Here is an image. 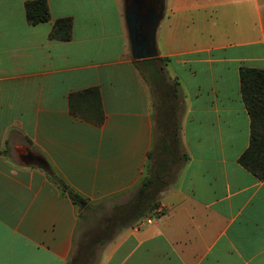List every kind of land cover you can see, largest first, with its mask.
Masks as SVG:
<instances>
[{"label":"crops","instance_id":"crops-1","mask_svg":"<svg viewBox=\"0 0 264 264\" xmlns=\"http://www.w3.org/2000/svg\"><path fill=\"white\" fill-rule=\"evenodd\" d=\"M27 1L0 0V264H264V178L239 162L251 139L240 68H264V0H166L157 49L181 83L189 158L151 215L87 254L83 210L49 173L87 208L127 203L147 175L154 97L124 0H48L52 18L36 25ZM65 17L72 37H51ZM91 88L101 122L71 108ZM23 150L51 171L22 163Z\"/></svg>","mask_w":264,"mask_h":264},{"label":"trees","instance_id":"trees-1","mask_svg":"<svg viewBox=\"0 0 264 264\" xmlns=\"http://www.w3.org/2000/svg\"><path fill=\"white\" fill-rule=\"evenodd\" d=\"M27 20L33 24L50 21L52 18L48 0H30L25 5ZM73 19L70 17L56 20L51 37L69 40L72 37ZM167 59L161 56L144 60L135 59V65L143 72L151 86L154 97L155 137L148 152L147 175L134 196L124 205H117L118 213L111 220L121 228L140 222L152 214L159 205L160 193L172 182L171 176L180 172L189 156L183 148L181 138L184 100L181 83L167 73ZM241 93L251 120V139L249 147L240 156L239 162L257 177L264 178V68L242 66L240 68ZM95 94V106L84 104L77 97ZM73 113L99 122L103 119L99 91L91 88L71 96ZM77 205L88 200L73 189L61 176L49 173ZM115 220V221H114ZM114 221V222H113ZM101 245L97 239L86 241L79 252L95 253ZM86 258H82V262Z\"/></svg>","mask_w":264,"mask_h":264},{"label":"water","instance_id":"water-1","mask_svg":"<svg viewBox=\"0 0 264 264\" xmlns=\"http://www.w3.org/2000/svg\"><path fill=\"white\" fill-rule=\"evenodd\" d=\"M125 18L131 43L132 54L137 60L159 56L157 49V30L163 20L166 0H124ZM22 163L37 165L50 172L48 161L29 150L20 153ZM87 203H82L84 210Z\"/></svg>","mask_w":264,"mask_h":264},{"label":"rangeland","instance_id":"rangeland-1","mask_svg":"<svg viewBox=\"0 0 264 264\" xmlns=\"http://www.w3.org/2000/svg\"><path fill=\"white\" fill-rule=\"evenodd\" d=\"M175 177L176 173H173L170 179ZM83 214L84 216L82 219L85 223V226L82 228V230H80L78 234V242L76 245L77 251H79L80 247H82L84 243L91 238H95L97 239V242H100V240H107L109 237H112L118 231L122 230L121 227L117 225V223H111V220L114 217H117L116 215L119 214L112 203H108L103 207L99 206V208L96 206L93 208L85 207L83 210ZM118 236L119 234L117 235V237ZM97 251H100V245L96 247V252Z\"/></svg>","mask_w":264,"mask_h":264}]
</instances>
